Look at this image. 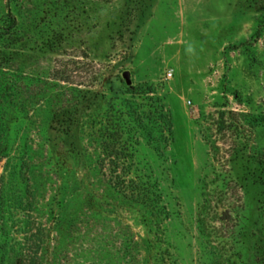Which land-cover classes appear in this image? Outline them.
<instances>
[{
  "label": "rangeland",
  "instance_id": "obj_1",
  "mask_svg": "<svg viewBox=\"0 0 264 264\" xmlns=\"http://www.w3.org/2000/svg\"><path fill=\"white\" fill-rule=\"evenodd\" d=\"M0 264H264V0H0Z\"/></svg>",
  "mask_w": 264,
  "mask_h": 264
},
{
  "label": "water",
  "instance_id": "obj_2",
  "mask_svg": "<svg viewBox=\"0 0 264 264\" xmlns=\"http://www.w3.org/2000/svg\"><path fill=\"white\" fill-rule=\"evenodd\" d=\"M124 77H125V79H126V81H127V84H128V85L131 84L129 74L126 73V74L124 75Z\"/></svg>",
  "mask_w": 264,
  "mask_h": 264
},
{
  "label": "trees",
  "instance_id": "obj_3",
  "mask_svg": "<svg viewBox=\"0 0 264 264\" xmlns=\"http://www.w3.org/2000/svg\"><path fill=\"white\" fill-rule=\"evenodd\" d=\"M39 241L41 242V239Z\"/></svg>",
  "mask_w": 264,
  "mask_h": 264
}]
</instances>
